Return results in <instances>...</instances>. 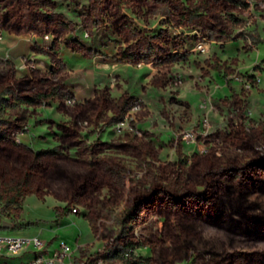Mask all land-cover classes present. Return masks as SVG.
Instances as JSON below:
<instances>
[{
	"label": "rangeland",
	"instance_id": "374dc122",
	"mask_svg": "<svg viewBox=\"0 0 264 264\" xmlns=\"http://www.w3.org/2000/svg\"><path fill=\"white\" fill-rule=\"evenodd\" d=\"M263 21L264 0H0V234L69 236L77 263L111 242L107 264L140 259L129 250L147 264H264ZM67 52L161 66L169 94L187 81L204 94L202 113L176 127L185 112L167 110L166 142L146 102L111 98L125 70L87 99Z\"/></svg>",
	"mask_w": 264,
	"mask_h": 264
},
{
	"label": "crops",
	"instance_id": "0c3cea01",
	"mask_svg": "<svg viewBox=\"0 0 264 264\" xmlns=\"http://www.w3.org/2000/svg\"><path fill=\"white\" fill-rule=\"evenodd\" d=\"M260 25H262V23H260ZM33 41L35 40L33 39ZM1 43L2 42H0V45ZM18 43L21 42L18 40ZM259 44H261L260 49L264 48V40H262ZM27 47L29 53L36 52L35 49L32 48V44H29V46ZM262 59H264V56H262ZM65 60L73 70H83L79 75L80 77L75 79V82H81V84L85 85V89L87 90H85L84 92L86 93L85 96L87 99H96L101 95L102 92H108L109 90L107 88L111 84L112 72H114L115 70L120 72L122 70H125V86H121L115 90L109 91L111 98L119 99L125 92V95L139 98L146 102V104L152 111L153 119L155 120V125L153 126L154 131L156 133L158 131L162 132L163 137H165L166 139V142L168 141V139H171L173 135L172 129H170L169 126L166 125V121L164 120V115L167 110L171 111L179 109L180 111L185 112L186 120L180 121V118L177 119L175 124L176 127L180 125L184 127H191L195 123V117L197 118L202 113L199 105L201 102L200 98L204 97V94L199 92L196 89L195 85L189 81L184 82L182 87L175 94H169V92L165 91L163 87V82L166 78V70H164L161 66L153 67L151 63H145L138 67H133L125 64V68H120L115 65L113 66L109 64L97 65L96 63H94L91 57H87L82 54L75 55L71 52L65 53ZM219 91L220 90L217 91V94ZM165 102H168V105H165ZM54 115H58V113L56 112ZM214 117L215 115H212V119H215ZM150 124L153 123L146 122L145 126L147 127ZM160 144H162V142H160ZM164 148L165 149L161 152L162 155L167 153V151L165 152V150H167V147ZM196 150V147H188L186 149L188 153H194ZM65 220H74L77 223L79 222L73 218H66ZM80 226L81 231L78 235H76V244L78 239H82L80 238V235H84L83 230L85 226L83 222L80 223ZM65 238L72 240V238H70L69 236L47 238V240L49 239L48 241L50 243V251L52 252L58 247L57 241L65 240ZM77 246L73 248L75 249L77 248ZM17 257L22 258V261H20V263L14 264L26 263L33 258V252L29 250L28 252Z\"/></svg>",
	"mask_w": 264,
	"mask_h": 264
},
{
	"label": "built area",
	"instance_id": "2783aa9c",
	"mask_svg": "<svg viewBox=\"0 0 264 264\" xmlns=\"http://www.w3.org/2000/svg\"><path fill=\"white\" fill-rule=\"evenodd\" d=\"M69 103L72 104V101H69ZM140 107V104L135 102L131 105V110L136 112ZM130 115H132L131 119H133V113ZM201 127L206 129L208 127L207 123L204 122ZM122 129L123 124L118 127L116 133L122 134ZM183 140L187 144H198L199 136L196 132L191 131L183 135ZM200 152L206 153L207 150L202 148ZM72 212L77 213V209H72ZM0 228H4L3 225H0ZM110 243L104 244L97 250L96 259L93 261H89L86 257L80 258L77 263L73 257L75 249L65 240H60L58 247L51 252L49 241L40 236L21 237L0 234V264H12L10 262L12 256H20L29 250L33 252V258L22 264H107L105 255L109 254ZM124 255H126V258H142L137 250H129Z\"/></svg>",
	"mask_w": 264,
	"mask_h": 264
},
{
	"label": "trees",
	"instance_id": "16d2710c",
	"mask_svg": "<svg viewBox=\"0 0 264 264\" xmlns=\"http://www.w3.org/2000/svg\"><path fill=\"white\" fill-rule=\"evenodd\" d=\"M4 95V94H3ZM29 102V100H28ZM21 103H25L24 101L21 100ZM43 153H59L58 148H54V149H50V150H46ZM18 194H15V196H13V198L11 199V203H17L18 202ZM149 258H140L139 260L133 261L131 264H147V262H149Z\"/></svg>",
	"mask_w": 264,
	"mask_h": 264
},
{
	"label": "water",
	"instance_id": "95a60500",
	"mask_svg": "<svg viewBox=\"0 0 264 264\" xmlns=\"http://www.w3.org/2000/svg\"><path fill=\"white\" fill-rule=\"evenodd\" d=\"M3 227H4V228H10V227H11V224H10V223H7V222H5V223L3 224Z\"/></svg>",
	"mask_w": 264,
	"mask_h": 264
}]
</instances>
